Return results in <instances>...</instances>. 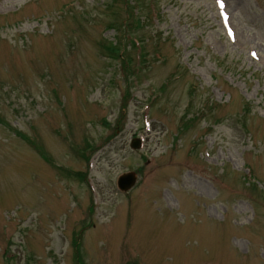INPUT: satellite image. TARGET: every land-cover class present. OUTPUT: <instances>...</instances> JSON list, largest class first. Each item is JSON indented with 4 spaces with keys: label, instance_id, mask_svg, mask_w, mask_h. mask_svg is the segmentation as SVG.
Listing matches in <instances>:
<instances>
[{
    "label": "rangeland",
    "instance_id": "1",
    "mask_svg": "<svg viewBox=\"0 0 264 264\" xmlns=\"http://www.w3.org/2000/svg\"><path fill=\"white\" fill-rule=\"evenodd\" d=\"M154 1L129 79L123 0H0V264H264V0H224L234 38Z\"/></svg>",
    "mask_w": 264,
    "mask_h": 264
},
{
    "label": "water",
    "instance_id": "2",
    "mask_svg": "<svg viewBox=\"0 0 264 264\" xmlns=\"http://www.w3.org/2000/svg\"><path fill=\"white\" fill-rule=\"evenodd\" d=\"M140 144L141 143H140V140L138 138H134L132 140V146L133 147H135V148L139 147ZM135 180H136V175L134 174V172H127V173L122 174L119 177L118 184H119L121 189L127 190L135 183Z\"/></svg>",
    "mask_w": 264,
    "mask_h": 264
},
{
    "label": "trees",
    "instance_id": "3",
    "mask_svg": "<svg viewBox=\"0 0 264 264\" xmlns=\"http://www.w3.org/2000/svg\"><path fill=\"white\" fill-rule=\"evenodd\" d=\"M137 21V23H138V19L136 20ZM123 25V24H122ZM124 26V29H125V26H126V24H124L123 25ZM127 27L130 29L131 27H132V24H131V22L130 21H128V23H127ZM137 30V27H134V31H136ZM112 43V42H111ZM123 41H122V39H121V44L120 45H118L117 43H115V44H111L110 46H109V50L111 51V52H113L114 53V56H116V57H121V54H120V49H121V47H123ZM144 55V54H143ZM128 61H129V59H128ZM123 65H126V60L124 61L123 60ZM81 264H83L82 262H81Z\"/></svg>",
    "mask_w": 264,
    "mask_h": 264
}]
</instances>
